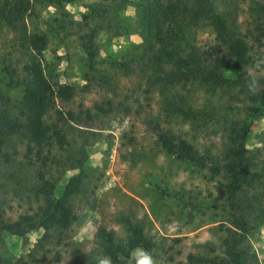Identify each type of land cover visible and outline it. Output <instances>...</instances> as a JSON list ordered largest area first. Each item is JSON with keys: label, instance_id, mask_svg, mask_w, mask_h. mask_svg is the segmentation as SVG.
<instances>
[{"label": "rangeland", "instance_id": "374dc122", "mask_svg": "<svg viewBox=\"0 0 264 264\" xmlns=\"http://www.w3.org/2000/svg\"><path fill=\"white\" fill-rule=\"evenodd\" d=\"M29 1L32 7L26 14V33L45 36L46 46L40 53L27 51L20 32L0 28V93L18 103L26 83L75 88L70 102L56 99L48 117L54 122L55 110L66 118L67 111H71L69 124L93 135L85 164L89 184L85 195L74 198L77 218L66 238L46 243L47 250H42L37 246L44 234L42 229L24 237L5 234L0 244V264H76L78 258L95 248L100 227L113 230L121 243L126 241L129 233L118 222L120 215L142 221L147 238L163 244V249L154 258L156 250L141 246L124 254L117 264H136L140 250L150 255L154 264H168L170 258L184 264L186 255L195 252L196 244L216 241L211 228L220 224L231 227L226 185L238 150L228 139L235 123L252 121L245 145L256 165H264V105L259 104L264 88V21L248 13L246 6L237 17L241 34L254 43L257 66L244 76L246 80L253 77L250 90L245 87L240 91L235 83L234 61L227 57L221 72L229 84L213 92L191 85L189 106L206 114L200 126L194 127L180 117L166 119L160 112L157 92L152 89L145 93L147 59L142 61L143 27L137 7L141 0H64L63 7L57 0ZM93 8L106 10L98 21L97 28L101 29L95 41L98 68L114 85V94L101 88L98 79L89 81L86 55L77 35L86 30L83 17ZM200 31L190 33V41L201 50L213 52V57H222L216 54L214 36ZM29 53L41 68L39 75L23 68L29 62ZM121 65L131 72L126 74ZM250 109L259 111L252 114ZM151 118L193 145L197 159L168 154L148 125ZM20 151L17 159L25 162L22 157L26 150L22 147ZM76 172L64 173L56 184V197ZM41 174L38 167L0 161V197L8 203L6 219H16L35 207L32 193ZM250 252L256 255L258 264H264V224L250 237Z\"/></svg>", "mask_w": 264, "mask_h": 264}, {"label": "trees", "instance_id": "16d2710c", "mask_svg": "<svg viewBox=\"0 0 264 264\" xmlns=\"http://www.w3.org/2000/svg\"><path fill=\"white\" fill-rule=\"evenodd\" d=\"M55 1V0H54ZM64 0H57L63 7ZM66 2H72L67 0ZM55 2H48L51 5ZM54 6H58L55 4ZM246 6V11L259 15L264 21V0H141L139 7L144 41L142 61L145 64L147 89H154L160 96L159 109L166 119L180 117L191 126H200V119L206 116L202 110L193 109L187 96L192 86L213 92L230 83L221 70L227 57L233 59L236 73L235 83L250 90L252 76H244L247 70L255 68L254 43L241 34L237 17ZM32 5L29 0H0V28L20 32L23 46L40 53L46 46L43 35L27 34L26 14ZM106 15L105 9L93 8L84 16V30L78 35L81 49L86 55L85 65L89 81H97L101 88L114 94V85L98 68V46L96 36L101 29L99 20ZM59 20V19H58ZM94 21L92 25L90 22ZM91 26V27H89ZM66 26L60 21V28ZM201 30V31H200ZM210 33L216 40V54L201 50L190 41L193 32ZM1 57V56H0ZM24 65L26 72L39 75L41 68L32 53ZM124 67L126 74L130 68ZM264 70V66L262 67ZM93 78V79H92ZM246 80V81H244ZM264 83V78H263ZM182 85L181 88L179 86ZM192 85V86H191ZM187 86V87H185ZM261 87H264L261 84ZM181 89V91L179 90ZM240 93V92H238ZM73 86L67 84L26 83L20 102L12 103L0 93V161L42 169L39 181L33 190L35 207L20 214L16 219L5 218L7 201L0 197V244L5 234L24 237L39 229L44 231L37 246L47 250L46 243L66 238L76 221L74 198L88 191L89 176L85 171L91 133L69 124L59 110H55L54 122L49 121L50 110L56 99L68 103L75 96ZM261 94V95H260ZM260 105H264V88L260 93ZM127 106V105H126ZM129 111L128 107H125ZM252 114L259 109H250ZM153 118V117H152ZM148 121L157 134L163 148L170 155L195 161V147L173 135L169 128H163L157 119ZM252 121L235 123L228 139L237 146L235 163L230 167L229 182L226 185L227 201L232 218L231 227L220 224L211 228L215 240L195 245V252L186 255L184 264H258L256 255L250 252V237L264 224V165H256L246 148V140ZM91 135V136H90ZM24 147L25 162L17 158ZM68 170L77 171L64 184L59 197L54 194L56 184ZM119 223L129 233L121 243L113 230L100 227L95 237V248L76 260V264H100L109 257L111 264H117L124 254L144 246L156 250L157 258L163 244H156L147 238L144 224L120 215ZM47 252V251H46ZM152 255V256H153ZM168 264H181L170 258Z\"/></svg>", "mask_w": 264, "mask_h": 264}, {"label": "clouds", "instance_id": "9594fccd", "mask_svg": "<svg viewBox=\"0 0 264 264\" xmlns=\"http://www.w3.org/2000/svg\"><path fill=\"white\" fill-rule=\"evenodd\" d=\"M100 264H111V260L109 257H104V259L100 261ZM136 264H154V261L150 255L140 250V254L136 257Z\"/></svg>", "mask_w": 264, "mask_h": 264}]
</instances>
